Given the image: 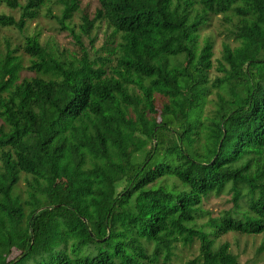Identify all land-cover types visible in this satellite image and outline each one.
Masks as SVG:
<instances>
[{"label":"trees","instance_id":"1","mask_svg":"<svg viewBox=\"0 0 264 264\" xmlns=\"http://www.w3.org/2000/svg\"><path fill=\"white\" fill-rule=\"evenodd\" d=\"M59 1L79 55L0 49V264H175L196 242L185 264H259L219 239L264 233V0H99L78 30L82 0ZM2 3L24 30L45 0Z\"/></svg>","mask_w":264,"mask_h":264},{"label":"rangeland","instance_id":"2","mask_svg":"<svg viewBox=\"0 0 264 264\" xmlns=\"http://www.w3.org/2000/svg\"><path fill=\"white\" fill-rule=\"evenodd\" d=\"M20 4H25L28 0H18ZM99 6V0H82L81 10L76 11L67 23H70L72 27L78 30V26L81 23L82 12H89L93 14ZM62 3L59 0H45L42 5L39 14L28 19L27 25L24 30H20L14 26H0V49L3 53L7 52L8 47L15 48L25 41L27 35L39 33L41 40L45 43L66 50L68 54L79 55V48L76 45L75 39L70 30L62 29L59 17L62 15ZM0 13L7 15H13L16 19H20L22 16L21 8H14L6 3L0 4ZM217 23H213L210 27L202 31L201 39L207 35H213L215 37L214 48V67L212 69V77L221 75V71L218 68L219 59L222 56L223 43L225 41V35L220 33ZM109 31L105 24H101L95 31L96 35L95 48L90 46L91 53L94 55L96 49H100L104 43L106 35ZM87 44L89 40L86 39ZM23 57L25 65L29 63L28 55L24 54L22 50L18 51ZM34 75L33 72L27 68L23 69L22 77ZM2 120L0 119V124ZM21 187L24 188V182H21ZM66 185L65 180H60L57 184L59 190L63 189ZM228 195L216 196L213 195L206 202L205 206L213 211L214 214H218L219 211L229 208L231 202L228 200ZM207 217L202 219L205 221ZM220 241H229L232 245V249L240 257L243 263H264V233L262 234H235L229 233L222 236ZM199 243L196 242L191 246L180 245L177 250V256L174 259L175 264H185L188 260L192 259L198 254Z\"/></svg>","mask_w":264,"mask_h":264}]
</instances>
